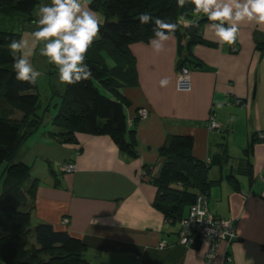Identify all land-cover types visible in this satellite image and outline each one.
Listing matches in <instances>:
<instances>
[{
    "label": "crops",
    "instance_id": "obj_1",
    "mask_svg": "<svg viewBox=\"0 0 264 264\" xmlns=\"http://www.w3.org/2000/svg\"><path fill=\"white\" fill-rule=\"evenodd\" d=\"M91 9L102 21V14ZM27 19L24 12L0 13V30L32 33L35 25ZM191 20L192 16H181L182 23ZM208 23L202 21L201 33L214 45L192 47V55L203 66L192 70L189 91L176 84L175 34L159 54L150 41L131 45L136 70L122 92L131 100L126 115L128 124L137 127V156L121 152L108 135L83 133L79 144H65L36 131L35 141L24 143L25 161L34 163L38 178L32 222H49L84 239L86 264H205L207 243L180 242L179 218L166 216L155 205L158 187L144 178L146 165L157 174L160 147L172 135H191L195 157L226 156L222 165L210 168L214 181L208 204L214 215L234 221L238 236L220 243L218 263L264 264V32L245 23L234 45L221 46ZM38 71L43 77L50 75L48 68ZM164 78L169 84L161 87ZM45 84L42 92L47 99ZM234 96L245 97L246 105L235 104ZM212 116L217 121L213 128ZM67 161H74L76 169L64 170ZM65 217L68 223L63 222Z\"/></svg>",
    "mask_w": 264,
    "mask_h": 264
},
{
    "label": "trees",
    "instance_id": "obj_2",
    "mask_svg": "<svg viewBox=\"0 0 264 264\" xmlns=\"http://www.w3.org/2000/svg\"><path fill=\"white\" fill-rule=\"evenodd\" d=\"M44 2L50 3V0H0V13L18 11L32 17ZM89 5L103 16L99 35L85 59L92 78L74 85L58 86L57 70L50 69L55 79L50 75L49 81H45L47 99L42 92L43 84L41 88L38 80L32 85L15 79L13 57L7 45L13 39L20 40L21 33L0 30V264L88 262L84 239L49 222H32V198L38 178L34 163L25 161L23 146L36 131L54 142L65 144H79L78 136L85 133L108 135L121 152L138 155L137 127L128 124L126 115L131 100L122 88L136 70L137 60L131 45L151 41L154 24H141L137 17L149 12L154 18L177 24L174 33L178 40L177 76L183 67L192 73L193 69L203 66L192 55L195 44L214 45L201 33V23L207 18L191 15L193 6L190 4L180 8L177 0H91ZM184 14L192 16V20L182 23ZM108 57L112 59L111 63ZM233 98L239 106L247 103L245 97ZM212 119L216 118L212 116ZM254 142L253 137L248 150H252ZM193 147L191 135H172L160 147L162 163L157 174L146 165L144 178L158 187L155 205L172 219L186 216L198 195L208 198L214 181L210 177V168L222 165L226 157L214 154L204 160L194 156ZM80 151L81 146H78L77 152ZM235 160L240 161L233 157ZM66 163L76 167L74 161L63 164ZM248 171L251 173V167ZM185 208H188L187 212ZM201 242L198 236L186 245L198 246Z\"/></svg>",
    "mask_w": 264,
    "mask_h": 264
},
{
    "label": "clouds",
    "instance_id": "obj_3",
    "mask_svg": "<svg viewBox=\"0 0 264 264\" xmlns=\"http://www.w3.org/2000/svg\"><path fill=\"white\" fill-rule=\"evenodd\" d=\"M90 3L91 0H50L49 4H41L36 12L31 47L43 45L39 55L57 70L58 86L74 85L92 78L85 59L99 35L100 19L88 7ZM186 4L193 6L191 15L207 18L208 31L221 46L234 45L240 25L245 23L255 24L257 30L264 32V0H177L180 8ZM137 19L141 24H154L151 47L157 54L164 51L177 24L154 18L149 12L141 13ZM7 47L13 57L15 79L35 85L41 73L32 66L31 52L24 51L29 47L28 41L13 39ZM168 84V78L160 81L161 87Z\"/></svg>",
    "mask_w": 264,
    "mask_h": 264
},
{
    "label": "built area",
    "instance_id": "obj_4",
    "mask_svg": "<svg viewBox=\"0 0 264 264\" xmlns=\"http://www.w3.org/2000/svg\"><path fill=\"white\" fill-rule=\"evenodd\" d=\"M177 87L183 91L191 89V73L188 68L183 67L178 71ZM215 126H217V121L212 119L210 127ZM63 168L67 171H73L76 167L73 163H66ZM201 212H203V215L200 214ZM68 221L67 217L63 219L64 223H68ZM179 221L181 224V243H193L198 236L202 242L207 243L205 264H219L220 243H231L238 236L234 221L230 218L214 215L209 209L208 198L205 195H198L196 202L191 205L187 215L180 218ZM231 259L230 255L226 256L227 261Z\"/></svg>",
    "mask_w": 264,
    "mask_h": 264
},
{
    "label": "rangeland",
    "instance_id": "obj_5",
    "mask_svg": "<svg viewBox=\"0 0 264 264\" xmlns=\"http://www.w3.org/2000/svg\"><path fill=\"white\" fill-rule=\"evenodd\" d=\"M43 4H49V3H46V2H44ZM38 11V8L34 11V13L32 14V17L28 14V19H27V21L28 22H31L32 20H34V19H36V12ZM26 28V27H25ZM29 30V29H28ZM28 30H25L24 32H23V34H21L20 35V39H24V40H27L28 41V44H29V47L27 48V49H25L24 51H26V52H28V51H30L31 52V56H30V61H31V63H32V66H33V68L35 69V70H39V69H41V70H43V69H46V68H48V69H55L54 68V66H50V64L48 65V63H47V60L46 59H42V57L41 56H39V54L37 55H35V52H34V50H36V48L35 49H32V42H33V37H32V33H30V31H28ZM40 47H42L43 45L41 44V45H39ZM38 58V59H37ZM108 62H112V59L110 58V57H108ZM43 68V69H42ZM54 71V70H53ZM51 74H54L53 72L52 73H50V75ZM50 75H48V76H46V77H43V76H40L39 78H38V82H39V84H40V86H41V88H42V84H43V82H45L46 80H47V82L49 81V76ZM58 77V76H57ZM53 79H55V77H53ZM49 84V83H48ZM183 91V90H182ZM32 141H35V139H34V136H31V137H29L26 141H25V143L26 144H30L31 145V142ZM35 152H36V148H35ZM238 158H240V157H238ZM39 164V163H38Z\"/></svg>",
    "mask_w": 264,
    "mask_h": 264
}]
</instances>
